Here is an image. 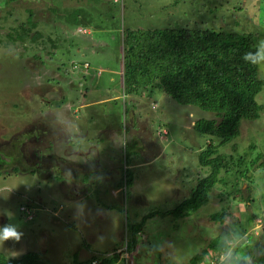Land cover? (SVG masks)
<instances>
[{
    "label": "rangeland",
    "instance_id": "obj_1",
    "mask_svg": "<svg viewBox=\"0 0 264 264\" xmlns=\"http://www.w3.org/2000/svg\"><path fill=\"white\" fill-rule=\"evenodd\" d=\"M186 23L241 30L257 43L264 0H0V226L23 232L20 242L0 246L6 258L28 251L45 264H73L100 251L117 257L133 216L144 221L125 264H191L202 250L195 264H218L221 252L210 240L234 233L246 238L241 250L253 262L264 257V87L257 117L241 119L237 136L216 147L234 158L246 154L247 176L221 171L229 186L237 177L231 195L218 181L196 210L163 213L208 173L198 155L209 137L192 123L214 115L175 102L156 84L128 93L123 40L127 29ZM20 29L28 30L22 39ZM256 75L264 78V69L256 66ZM88 172L97 173L94 183ZM22 203L30 205V220L18 210ZM102 203L112 209L107 216ZM219 212L225 216L216 221ZM118 257L115 264H124Z\"/></svg>",
    "mask_w": 264,
    "mask_h": 264
},
{
    "label": "trees",
    "instance_id": "obj_2",
    "mask_svg": "<svg viewBox=\"0 0 264 264\" xmlns=\"http://www.w3.org/2000/svg\"><path fill=\"white\" fill-rule=\"evenodd\" d=\"M19 31L16 36L21 39L28 33L27 29ZM36 35L39 34L35 32L30 38ZM254 39L251 34L241 30H228L219 26V30L215 31L195 28L187 23L179 27L125 31L122 51L124 71L121 78L128 93L156 84L175 102L195 105L214 115V118H198L192 123L195 131L209 137L204 150L198 155L199 163L208 167V173L196 180L188 197L163 213L184 216L196 210L206 202L207 192L218 181L223 185L225 195H231L237 177H233V186H229L224 178H218L221 171L226 174L241 172L247 176L246 154L234 158L231 154L216 153V147L235 138L239 121L254 120L261 108L256 96L264 87V78H258L256 66L242 59L245 52L254 50ZM211 138L217 140L216 144L212 143ZM232 150H235V145H232ZM2 160L0 158V166L5 161ZM19 207L31 210L27 203ZM18 210L25 216L24 210ZM224 216V213L219 212L212 218L219 221ZM143 221H134L128 227V253L135 246V235ZM224 240V234L213 236L211 248L221 252ZM203 251L191 256L189 263L195 264ZM241 251L249 255L248 250ZM92 258L97 260V264H115L116 254L91 256L74 263L90 264ZM0 264L45 263L36 252L28 251L16 258H6L0 252ZM254 264H264V257H256Z\"/></svg>",
    "mask_w": 264,
    "mask_h": 264
},
{
    "label": "clouds",
    "instance_id": "obj_3",
    "mask_svg": "<svg viewBox=\"0 0 264 264\" xmlns=\"http://www.w3.org/2000/svg\"><path fill=\"white\" fill-rule=\"evenodd\" d=\"M242 59L248 64L264 69V39L258 40L254 50L245 52L242 55ZM29 211L31 213V217L27 220H30L32 218V211ZM22 237L23 232L18 229L17 225L5 224L3 226H0V246H2L6 241L18 243L21 241ZM245 241L246 238L239 233H234L231 236H228L223 241L221 255L218 258V264H254L252 257L241 251V249L246 246ZM103 255L109 256V253H99L95 256ZM94 259L95 258H92L90 262Z\"/></svg>",
    "mask_w": 264,
    "mask_h": 264
},
{
    "label": "crops",
    "instance_id": "obj_4",
    "mask_svg": "<svg viewBox=\"0 0 264 264\" xmlns=\"http://www.w3.org/2000/svg\"><path fill=\"white\" fill-rule=\"evenodd\" d=\"M79 106H81V104H79ZM160 151V150H159ZM158 151V152H159ZM75 152H76V154H79V152L78 151H76L75 150ZM77 163V161L74 163V164H76ZM78 164V163H77ZM62 170H63V168H62ZM64 171V170H63ZM107 177H108V172H107V170H104V171H102ZM66 173H67V170H66ZM95 173L96 172H93L92 174H91V172H88V175L89 174H91L92 175V177H90L89 176V179H92V181L91 182H83L82 180L85 178V177H82V175L80 176V177H78V176H75L76 178H78V179H82V180H80L79 181V184H86L87 185V183L88 184H90V183H94V181H95ZM97 174V173H96ZM73 176L71 175L70 176V178H72ZM94 177V178H93ZM103 180H104V178H103ZM63 181H65V180H63ZM106 181V180H105ZM66 182H69L68 180H66ZM60 185V184H59ZM63 185H65L64 183H61V185H60V188H61V192H62V194H64L65 196H67V195H69V194H67V190L65 189V187L63 186ZM109 188H108V191H107V189H106V192H109V195L110 196H112V195H114V194H116V191L118 190V188L117 187H113L114 188V190L115 191H113L112 190V187H110V186H108ZM117 189V190H116ZM102 190H103V188H102ZM112 191V192H111ZM106 192H104L105 194H106ZM110 192H111V194H110ZM113 192H114V194H113ZM71 195H78L77 193H71ZM72 197V196H71ZM47 198V197H46ZM50 199H51V197H49ZM72 198H76V197H72ZM58 201H64V199L63 198H61V199H58ZM102 205V207H101V210H102V214L104 215L105 214V216H107V215H109L108 213H110L111 212V210L112 209H108V206L106 205V204H101ZM62 206H60L59 207V205H58V207H57V210H59L60 211V208H61ZM109 208H111V206H109ZM56 210V211H57ZM53 211L55 212V214H56V211L54 210V208H53ZM106 213H107V215H106ZM133 219V220H132ZM1 220H3V218L2 217H0V221ZM104 221H106V220H104ZM135 221V217L133 216L132 218H131V222L130 223H133ZM109 251H100V253H102V254H104V253H108ZM131 253H132V251H131Z\"/></svg>",
    "mask_w": 264,
    "mask_h": 264
},
{
    "label": "built area",
    "instance_id": "obj_5",
    "mask_svg": "<svg viewBox=\"0 0 264 264\" xmlns=\"http://www.w3.org/2000/svg\"><path fill=\"white\" fill-rule=\"evenodd\" d=\"M161 132V134H165V131H160ZM19 209L20 210H24L25 212V218L26 219H29L30 217H31V213H30V211L29 210H27V209H25V208H23V207H19ZM123 249V250H119L118 251V258H120V259H124L123 261H124V264L126 263V261H127V259H128V256H127V251H126V242H124V245H123V247H120V249ZM123 252V253H122ZM122 254L124 255V257L123 258H121L122 257ZM90 264H97V260H92L91 262H90Z\"/></svg>",
    "mask_w": 264,
    "mask_h": 264
}]
</instances>
